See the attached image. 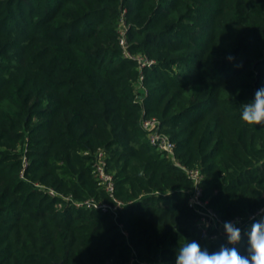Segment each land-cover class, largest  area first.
Returning <instances> with one entry per match:
<instances>
[{
    "label": "trees",
    "instance_id": "obj_1",
    "mask_svg": "<svg viewBox=\"0 0 264 264\" xmlns=\"http://www.w3.org/2000/svg\"><path fill=\"white\" fill-rule=\"evenodd\" d=\"M262 87L264 0H0V264H174L206 247L192 170L212 212L245 223L264 209V125L240 111Z\"/></svg>",
    "mask_w": 264,
    "mask_h": 264
},
{
    "label": "clouds",
    "instance_id": "obj_2",
    "mask_svg": "<svg viewBox=\"0 0 264 264\" xmlns=\"http://www.w3.org/2000/svg\"><path fill=\"white\" fill-rule=\"evenodd\" d=\"M240 119L248 125H264V87L255 91L251 101L241 105ZM258 215L260 218H252L246 229L239 222H223L225 243L214 251L197 240L184 243L175 252L174 264H264V209ZM204 227L211 226L206 223ZM242 241H246L243 253L237 247Z\"/></svg>",
    "mask_w": 264,
    "mask_h": 264
},
{
    "label": "built area",
    "instance_id": "obj_3",
    "mask_svg": "<svg viewBox=\"0 0 264 264\" xmlns=\"http://www.w3.org/2000/svg\"><path fill=\"white\" fill-rule=\"evenodd\" d=\"M126 10L123 12L122 19L120 21L119 33L121 35V45L123 48V54L125 58L132 59L139 62L140 68L143 71L144 68L151 67L155 64V61L149 60L146 57L140 55H133L129 50V42L127 39V32L129 25L126 23L124 15ZM144 129L149 133V140L151 144L161 153L167 155L172 160H176V145L171 141L169 136L160 132V122L157 119H146L143 121ZM94 174L99 182V184L114 198L115 197V179L112 174L107 171V162L105 159V154L103 152L97 155V159L94 162ZM189 176L194 180L196 189L192 194L190 199V206L196 210L201 211V221L199 224L202 236L205 241L215 240L217 237L224 235L222 224L223 222L212 212V210L207 206V202L202 200V193L200 184L203 181V174L199 170H192L189 172ZM54 195V192H52ZM116 200V199H115ZM89 208L98 209L104 212H116L117 208L121 203L117 202L116 206L108 204H97L93 201L87 202ZM260 212V211H259ZM258 212V213H259ZM258 213L252 215L245 223H242L239 219L234 220V222H239L241 228H247L250 224L252 218L259 219ZM211 227L205 228V224ZM214 231V232H213Z\"/></svg>",
    "mask_w": 264,
    "mask_h": 264
},
{
    "label": "crops",
    "instance_id": "obj_4",
    "mask_svg": "<svg viewBox=\"0 0 264 264\" xmlns=\"http://www.w3.org/2000/svg\"><path fill=\"white\" fill-rule=\"evenodd\" d=\"M225 243V237L224 235H221L217 237L215 240L212 241H206V248L209 249V251L216 250L221 244Z\"/></svg>",
    "mask_w": 264,
    "mask_h": 264
}]
</instances>
